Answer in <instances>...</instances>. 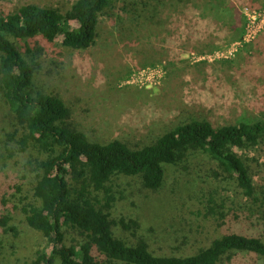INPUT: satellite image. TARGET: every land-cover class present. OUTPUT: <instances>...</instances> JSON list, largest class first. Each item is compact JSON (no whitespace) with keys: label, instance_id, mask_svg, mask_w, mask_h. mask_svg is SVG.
Wrapping results in <instances>:
<instances>
[{"label":"rangeland","instance_id":"rangeland-1","mask_svg":"<svg viewBox=\"0 0 264 264\" xmlns=\"http://www.w3.org/2000/svg\"><path fill=\"white\" fill-rule=\"evenodd\" d=\"M75 1L0 0V15L24 6L65 13ZM152 6L157 11L151 7L146 17L141 6L103 17L89 50L67 49L61 36L44 44L36 85L67 104L75 129L94 142L119 140L141 148L163 130L193 118L237 125L264 111V0H154ZM251 12L262 20L255 38L247 33ZM1 116L12 117L0 91ZM5 131L12 132L8 120L5 127L0 121V198L4 193L12 200L11 211L16 204L19 208L11 222L17 234L0 233V264H29L47 249V241L27 223L23 207L35 203L34 180L24 178L22 161L9 158L7 150L17 145L6 140ZM243 153L264 196V146ZM28 157L39 158V153L31 149ZM114 189L123 194V199L117 195V219L140 224V229H121L125 240L129 245L144 240L155 256L197 254L223 235L233 220L230 213L237 211L243 230L264 238V207L251 218V203L236 182L205 154L166 166L157 191L126 176L116 178ZM221 213L227 214L226 225ZM68 238L77 236L71 231ZM229 262L264 264V259L242 253Z\"/></svg>","mask_w":264,"mask_h":264},{"label":"trees","instance_id":"trees-1","mask_svg":"<svg viewBox=\"0 0 264 264\" xmlns=\"http://www.w3.org/2000/svg\"><path fill=\"white\" fill-rule=\"evenodd\" d=\"M153 2L76 0L65 13L24 6L15 14L0 15V91L12 115L1 116L0 121L5 127L8 120L12 132L5 131L6 140L17 145L7 150L9 158L22 161L24 178L34 180L35 203L23 207L27 223L47 241V249L29 264H227L242 253L264 259V238L243 230L238 211L230 213L233 220L223 235L193 256H155L144 240L129 245L121 229H140V224L117 219V195L123 199V194L114 189L116 178L126 176L138 178L146 190L157 191L165 180L166 166H177L201 153L236 182L251 203V218L256 217L264 207V196L256 188L250 158L243 152L264 146V111L237 125L215 126L204 118H193L163 130L152 144L130 148L119 140L105 144L90 140L73 127L67 104L36 85L44 44L61 36L63 47L89 50L103 17L140 6L146 17L151 7L152 13L157 11ZM31 149L39 158L28 157ZM16 190L21 193V187ZM10 201L3 193L0 233L17 234L11 222L19 206L11 211ZM221 218L226 225L227 214L221 213ZM71 231L77 238H68Z\"/></svg>","mask_w":264,"mask_h":264},{"label":"built area","instance_id":"built-area-1","mask_svg":"<svg viewBox=\"0 0 264 264\" xmlns=\"http://www.w3.org/2000/svg\"><path fill=\"white\" fill-rule=\"evenodd\" d=\"M249 13H247L248 19L250 21V23L248 24L247 33H248V37L255 38L257 35V32L259 31V29H258L259 24L262 20L258 21L256 14L254 16V12H251L252 13L251 15H249ZM263 15H264V12H263Z\"/></svg>","mask_w":264,"mask_h":264}]
</instances>
